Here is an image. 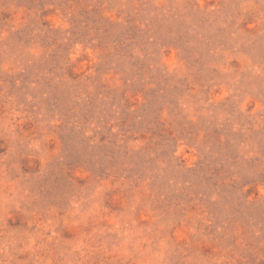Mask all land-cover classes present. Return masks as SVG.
<instances>
[{
    "label": "rangeland",
    "instance_id": "rangeland-1",
    "mask_svg": "<svg viewBox=\"0 0 264 264\" xmlns=\"http://www.w3.org/2000/svg\"><path fill=\"white\" fill-rule=\"evenodd\" d=\"M0 264H264V0H0Z\"/></svg>",
    "mask_w": 264,
    "mask_h": 264
}]
</instances>
